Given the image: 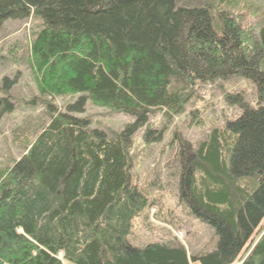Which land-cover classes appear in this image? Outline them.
<instances>
[{
	"label": "trees",
	"instance_id": "trees-1",
	"mask_svg": "<svg viewBox=\"0 0 264 264\" xmlns=\"http://www.w3.org/2000/svg\"><path fill=\"white\" fill-rule=\"evenodd\" d=\"M220 2L0 0V30L42 24L29 44L39 92L78 98L66 112L48 104L50 123L0 168V264H264V8L249 26L258 6L232 14ZM234 77L255 85L257 108L227 97L241 116L179 149L180 198L215 230L216 249L133 247L134 221L152 205L132 184L135 133L157 112L170 123L200 86ZM87 99L135 122L112 137L92 129L80 117ZM13 109L0 98V117ZM162 133L148 126L147 142Z\"/></svg>",
	"mask_w": 264,
	"mask_h": 264
},
{
	"label": "rangeland",
	"instance_id": "rangeland-1",
	"mask_svg": "<svg viewBox=\"0 0 264 264\" xmlns=\"http://www.w3.org/2000/svg\"><path fill=\"white\" fill-rule=\"evenodd\" d=\"M178 1L180 6H202L207 2L221 6L220 0ZM222 4L220 10L232 14L258 6V12L246 13V24L249 26L264 8V0H228ZM214 18L217 20L218 16L214 15ZM41 27L39 19L31 17L9 20L0 30V98L6 97L14 105L11 113L0 117V168L22 157L25 137L34 139L47 127L51 121L48 104L54 106L57 112H66L68 105L78 101L74 96L51 97L39 92L36 74L30 63L29 44L33 33ZM236 94L241 95L252 108H257L255 85L248 79L234 77L200 86L191 95L192 99L182 113L173 115L170 123L162 112L152 116L148 126L163 132L161 140L157 141V137L154 142H147L148 126L135 133L132 184L148 196L152 205L134 221L129 236L133 247L144 249L150 244H181L190 257L205 255L216 249L218 238L215 230L193 215L189 205L180 198L179 149L181 140L197 147L214 128L239 118L242 109L237 102L227 98ZM80 117L88 119L92 129L105 131L110 137L135 122L134 117L97 107L89 99L85 113Z\"/></svg>",
	"mask_w": 264,
	"mask_h": 264
}]
</instances>
